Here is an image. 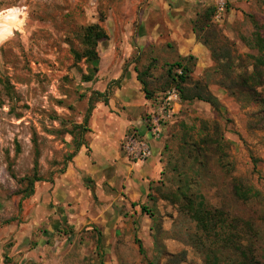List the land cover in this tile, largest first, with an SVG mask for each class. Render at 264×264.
Wrapping results in <instances>:
<instances>
[{
  "label": "rangeland",
  "instance_id": "1",
  "mask_svg": "<svg viewBox=\"0 0 264 264\" xmlns=\"http://www.w3.org/2000/svg\"><path fill=\"white\" fill-rule=\"evenodd\" d=\"M127 1L138 16L145 0H0V13L18 9L24 23L0 46V264H20L22 247L37 245L22 243L30 182H52L87 145L88 109L110 97L113 79L136 71L148 90L173 87L166 65L138 54L135 30L125 44L124 30L113 28ZM192 6L194 26L209 28L216 71L201 80L192 74L189 85L200 84L219 107L182 102L161 139L168 165L146 206L148 234L140 236L133 217L109 253L94 236L97 264H264V0ZM91 26L107 39L86 41Z\"/></svg>",
  "mask_w": 264,
  "mask_h": 264
},
{
  "label": "crops",
  "instance_id": "2",
  "mask_svg": "<svg viewBox=\"0 0 264 264\" xmlns=\"http://www.w3.org/2000/svg\"><path fill=\"white\" fill-rule=\"evenodd\" d=\"M203 1L145 0L138 16L131 11L136 7L127 1L115 16L118 22L115 20L113 28L124 30L125 44L135 30V48L149 65L159 62L168 68L191 58L193 76L201 80L216 71V58L209 40L204 39L209 28H202V33L194 30V17L198 14L192 5ZM131 51L128 49V53ZM114 79L119 82L118 87L107 97V104H99L91 115L87 145L61 175L36 186L27 205L32 212L31 227L22 243L34 238L37 245L23 246L16 262L97 264L91 251L98 246H93L92 238H98L105 253L111 252L123 222L133 217L140 219V236L148 234L149 229L144 227L147 213L141 207L155 203V191L161 186L168 165L165 142L149 140L151 158L136 163L123 153L122 141L130 131L150 138L145 118L150 111L151 94L159 95L161 91L147 87L150 92L146 94L136 71L122 80ZM209 88L215 92V85ZM102 89L104 93L106 85ZM183 102L184 108L191 107L192 102L193 107L204 103Z\"/></svg>",
  "mask_w": 264,
  "mask_h": 264
},
{
  "label": "built area",
  "instance_id": "3",
  "mask_svg": "<svg viewBox=\"0 0 264 264\" xmlns=\"http://www.w3.org/2000/svg\"><path fill=\"white\" fill-rule=\"evenodd\" d=\"M225 12V4H218L216 19H220ZM175 74L182 75V70L177 69ZM182 99L177 87L173 86L165 92L150 100V111L145 118V125L149 139L135 131L128 132L122 141V151L132 162H146L152 156L149 140L160 141L167 128L180 115Z\"/></svg>",
  "mask_w": 264,
  "mask_h": 264
},
{
  "label": "trees",
  "instance_id": "4",
  "mask_svg": "<svg viewBox=\"0 0 264 264\" xmlns=\"http://www.w3.org/2000/svg\"><path fill=\"white\" fill-rule=\"evenodd\" d=\"M213 12H214V9L207 10L206 11V18L208 19V17H209L208 14L212 16ZM195 28H196V26H194V30H195ZM85 39L88 42H90L92 40L94 42V39H95V42H97V41H101L103 39H107V36L103 32V30L100 29L99 27L91 26V27L86 29ZM93 57H94V55H93ZM193 68H194V62L191 58L188 59V61L184 60V61H180L176 64L169 65L168 70H167L168 80L171 82V84L173 86L178 88L180 95H181L182 102L183 101H189V102L200 101V102L208 103L214 109H217L219 107V102H218L216 97H214L210 92H209V94L207 93V95L205 96L203 94V91H204L203 88H201V85L198 83L193 85L192 87H191V85H189L190 77L193 74ZM177 69L182 70L181 76H178L175 74V71ZM139 81L144 86V90H145L146 94H148L149 92L147 90V84L145 82H143L141 79H139ZM205 87L207 88V86H205ZM104 103L107 104V98H106V100H104ZM92 112H93V108L90 107L88 109L86 121L89 120V118L92 115ZM80 149H81V147L79 146L77 152ZM77 152H76V154H77ZM76 154H74V156ZM35 182H40V180H31V182H30L31 188L28 191V193L26 194V196L24 197V199H29L30 197H32L34 195V191H35L34 184H35ZM236 192H238V188L236 189ZM141 209L144 213L148 212L147 208L144 206L141 207ZM139 249H140V253H143V249L141 246L139 247ZM247 264H260V263H256L252 260V261L247 262Z\"/></svg>",
  "mask_w": 264,
  "mask_h": 264
},
{
  "label": "bare ground",
  "instance_id": "5",
  "mask_svg": "<svg viewBox=\"0 0 264 264\" xmlns=\"http://www.w3.org/2000/svg\"><path fill=\"white\" fill-rule=\"evenodd\" d=\"M21 20V11L18 9H10L0 13V46L14 35L16 30L23 27Z\"/></svg>",
  "mask_w": 264,
  "mask_h": 264
}]
</instances>
